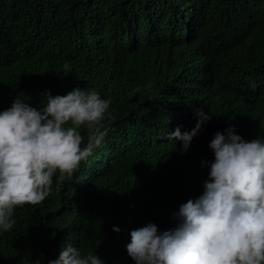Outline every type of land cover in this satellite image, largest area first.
Returning <instances> with one entry per match:
<instances>
[{"label":"trees","instance_id":"16d2710c","mask_svg":"<svg viewBox=\"0 0 264 264\" xmlns=\"http://www.w3.org/2000/svg\"><path fill=\"white\" fill-rule=\"evenodd\" d=\"M153 39L179 51L199 50L193 65L179 63L186 77L183 104L196 103L199 79L210 90L220 80L231 95L226 113L250 123L262 114L261 102L244 113V95L252 87L264 94V0H0V110L16 97L37 106L46 102V91L64 95L76 87L111 100L103 145L71 179L58 183L54 176L41 204L14 210L12 229L0 233V264H47L69 242L83 254L93 250L104 264H135L126 250L130 231L148 222L160 231L175 227L179 205L201 194L191 157L165 166L158 158L166 155L161 134L192 129L196 120L181 103L174 121L144 113L156 62L149 70L125 68L126 60L147 63L162 51L128 49L133 40ZM121 83L124 93L115 89ZM229 121L212 115L198 136ZM81 135L86 143L87 129Z\"/></svg>","mask_w":264,"mask_h":264},{"label":"clouds","instance_id":"9594fccd","mask_svg":"<svg viewBox=\"0 0 264 264\" xmlns=\"http://www.w3.org/2000/svg\"><path fill=\"white\" fill-rule=\"evenodd\" d=\"M143 47H162L147 63L126 60L127 70L138 71L149 70L156 62L144 113H164L174 121L175 105L181 103L183 113L196 120L192 129L178 126L167 138L161 134L159 148L166 155L161 151L159 163L172 165L191 157L201 194L179 205L173 213L175 227L160 231L148 222L131 230L128 255L135 264H264V108L260 116L249 117L251 123L238 121L223 107L231 96L224 83L215 81L210 90L202 79L194 90L196 103L183 104L186 77L179 63L193 65L199 50L179 51L163 39L144 44L133 40L128 49ZM202 62L196 70L204 66L205 58ZM124 86L115 89L124 93ZM45 96L46 102L37 106L16 97L10 107L0 110V233L12 229L17 207L39 205L49 197L54 176L58 183L71 179L110 131L104 121L110 116L111 100L97 91L76 87L64 95L46 91ZM206 101L210 104L204 107ZM257 102L264 104V94L252 87L244 95V113L251 115L261 107ZM220 113L230 118L229 123L198 136L212 115ZM82 127L88 131L86 143ZM120 230L113 225V231ZM47 264H104V260L93 250L83 254L69 242Z\"/></svg>","mask_w":264,"mask_h":264}]
</instances>
